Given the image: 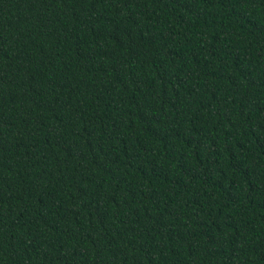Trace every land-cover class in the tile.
<instances>
[{
  "label": "trees",
  "instance_id": "16d2710c",
  "mask_svg": "<svg viewBox=\"0 0 264 264\" xmlns=\"http://www.w3.org/2000/svg\"><path fill=\"white\" fill-rule=\"evenodd\" d=\"M0 264H264V0H0Z\"/></svg>",
  "mask_w": 264,
  "mask_h": 264
}]
</instances>
